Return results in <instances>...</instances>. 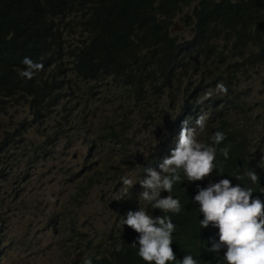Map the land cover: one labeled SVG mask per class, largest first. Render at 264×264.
<instances>
[{
    "label": "clouds",
    "instance_id": "9594fccd",
    "mask_svg": "<svg viewBox=\"0 0 264 264\" xmlns=\"http://www.w3.org/2000/svg\"><path fill=\"white\" fill-rule=\"evenodd\" d=\"M250 18L256 28L264 34V7L250 14ZM62 31L63 23H57L54 30L39 45L42 53L54 59V63L46 72L59 75L61 80H66L62 71L68 70L74 55H80L79 69L88 64L101 62L106 56V50L101 49V46L93 47V57L87 64L83 48L89 44L74 48L58 45L57 41ZM1 40L7 46L0 48V56L24 57L22 63L26 68L23 71L20 69L21 77L31 80L36 73L43 69V64L25 57L23 34L13 29L3 35ZM263 69L258 71L247 69L244 73L246 74L247 71L259 73ZM181 72L177 71L174 75V84L170 89H165L158 81L159 91L148 92L146 89L137 93L125 87L120 80L110 81L96 89L86 88L91 93V99L86 102L81 99L69 105L67 102H63L58 106L68 113L64 114L66 119L58 115L53 116L51 119L56 120L55 126L43 135L61 134L59 125L67 126L69 133H62V135L68 137V144L63 148L68 157L76 148V144L70 146L76 141V137L71 131L83 132L82 135L85 138H90L92 145L87 149V152L77 150L71 162L54 159L55 151L51 148H43L41 161H35L34 165L28 167L29 170H26L25 166V169L18 174L13 189L14 191L20 189V183L27 184L33 177V172L41 166L43 169L51 171L52 166L46 165L50 159L57 161L61 169L74 164L79 166L84 163L85 165L91 163L93 156L101 148L102 159L104 155H108L107 161L112 160L116 164L111 167L113 171H110L103 163H100L98 167L100 175H102L101 179L115 181L112 191L113 199L109 206L116 213L118 234L113 236V229L98 234L97 244L94 245L93 234L87 232L75 216L77 213L76 203H81L79 198L81 193L72 194L69 196L71 197L69 204H66L67 201H65L61 207L64 216L60 217L59 225L64 235L63 251L60 249L54 251L51 264H92V256L109 255L114 249V244L121 240L132 247H139L138 256L146 264H153V262L154 264H198V260L194 256L195 253L192 255L182 254L185 255L183 259L176 260L175 254H179L176 251L173 238L176 231L182 227H191L198 232V235L201 230L204 235L211 230L214 242L209 251L217 254L224 253V259L220 264H264V149H257L254 169H249L243 175L235 177L237 180H242L246 176V182H238L239 184L233 186L229 177L215 175L217 148L205 145L204 141L210 135L212 126L217 123L215 118L226 105L225 96L216 98L215 102L211 104L212 115L207 116L205 114L206 106L203 103L213 96V90L207 91L202 83L194 88L192 81L187 82V65ZM118 84L123 87V93L132 99V103L126 109L121 110L122 112L114 118H109V116L101 118L96 108L87 109V105L97 102H101L102 105L111 104L103 94V90L111 86L116 87ZM23 88L28 89L30 86H23ZM199 89L205 93L197 98L196 94ZM66 91L68 92L70 89ZM214 91L217 95H226L228 89L221 82L216 85ZM142 94H144L143 98H141ZM164 94H167L168 104L176 113L165 114V123L153 124L152 133L157 136V140L151 146L153 152L149 156L144 158V153H131L134 145L141 141L140 137H136V141L128 145V141L134 140L131 130L133 128L138 130L139 122L131 117L127 126L117 129L116 119L119 117L128 119V114H132L134 110L150 112L153 107L152 98L154 99L157 95L162 97ZM187 103L199 105L200 114L190 122L185 120L174 132L170 125H173L174 119L178 116L187 117L184 114ZM70 109L75 111L70 112ZM104 111L108 110L104 109ZM8 115H0V120ZM33 119L27 108V117L16 124L13 129L3 130L0 124V142L6 144V148L0 151V178L7 176L11 179L16 176L17 167L12 169V165L18 153L21 152L22 145H26L21 129L39 126L41 123L51 120H44L36 124L37 122L33 123ZM99 119H101V124L97 130L104 136V148L90 137L91 129L97 125L96 120ZM206 125H210L209 130ZM197 129L201 132L199 142ZM119 134H123V137H119ZM225 139V133L216 131L212 136L213 145H220ZM51 146L54 145H49V147ZM104 149L107 151L105 152ZM114 149L120 151L117 158ZM30 151L34 152V149L30 148ZM221 152L227 159L229 150L224 148L221 149ZM132 156L143 163L140 169L132 168ZM6 184H0V263L10 246L20 242L8 237L10 216L4 210ZM94 184L95 180L92 178L90 185ZM81 190H85V187L82 186ZM118 193H120L119 196H115ZM13 197L16 198V195ZM63 197L64 195L51 194L50 200L46 201L44 205L61 202ZM60 213H62L60 210L54 211V215L45 220L44 224L52 221L56 223L54 218ZM3 217L7 219L5 225L2 223ZM42 225V221L37 224V232L41 231ZM40 236L41 233H39L38 239ZM199 240L200 248L198 250H202L203 238L199 236ZM22 243L29 245L35 243L28 231ZM83 246L86 250L82 249ZM87 251L89 253L86 255ZM116 251H122V246L117 245ZM32 255H34L32 249L28 253L23 252V257ZM32 258L27 264H34Z\"/></svg>",
    "mask_w": 264,
    "mask_h": 264
},
{
    "label": "trees",
    "instance_id": "16d2710c",
    "mask_svg": "<svg viewBox=\"0 0 264 264\" xmlns=\"http://www.w3.org/2000/svg\"><path fill=\"white\" fill-rule=\"evenodd\" d=\"M263 7L264 0H0V48L7 46L1 37L15 29L25 37V57L43 64L29 80L19 75L20 69L26 68L24 57L0 56V115L26 107L36 124L57 115L66 119L68 113L58 106L83 99L87 89L118 80L137 93L159 91L158 81L170 89L176 72L192 66L208 81L205 89L221 82L228 89L217 123L211 129L206 125L210 135L204 144L217 148L214 174L229 177L233 186L246 182V176L242 180L235 177L256 167V151L264 149V128L251 129L254 108L246 105L252 96L241 80L250 81L244 73L247 69L264 68V34L250 18ZM178 21L189 29L188 35L177 32ZM57 23H63L58 45L74 48L89 44L83 48L87 64L93 47L101 46L106 50L104 59L79 69L80 55H74L68 70L62 71L67 81L46 72L54 59L42 53L39 45ZM184 114L186 118L178 116L170 125L174 132L185 120L198 117L199 105L187 103ZM241 117L244 120H239ZM59 129L61 134L69 133L65 125ZM216 131L226 136L220 145H213ZM4 148L6 144L0 142V151ZM224 148L229 150L227 159L221 152ZM35 161L30 148L22 145L12 169L20 164L31 167ZM8 180L7 176L0 178V184ZM2 223L6 224V217ZM199 236L203 238L202 250H198ZM173 239L179 254H175L176 260L194 253L198 264H220L224 259V253L209 251L214 242L211 230L205 235L201 230L198 235L195 229L182 227ZM117 245L122 251H116ZM138 248L118 241L109 255L92 256V264H146L138 256Z\"/></svg>",
    "mask_w": 264,
    "mask_h": 264
},
{
    "label": "rangeland",
    "instance_id": "374dc122",
    "mask_svg": "<svg viewBox=\"0 0 264 264\" xmlns=\"http://www.w3.org/2000/svg\"><path fill=\"white\" fill-rule=\"evenodd\" d=\"M176 30L183 35L189 34V29L181 22H177ZM187 73L188 80L187 78L186 80L187 82L192 81L194 88L201 83L204 85L208 83V81L203 80L200 72L195 71L192 66H187ZM246 76L250 81L241 80V84L243 89L249 90L248 93L252 96V99L246 105V108H254L251 129L262 131L264 128V69L260 70L259 73L247 71ZM122 88L123 87L118 84L116 87L111 86L108 89L103 90V94L111 104L102 105L101 102H97L93 105H87V109L96 108L101 118L102 116L114 118L118 113L122 112L121 110L126 109L128 105L132 103V99L123 93ZM208 90H213L214 94L209 100L205 101L203 105L206 106L205 114L211 116V104L215 102L217 97H224L225 95L215 94V88H208L207 91ZM204 93L205 92H202V90L199 89L196 94L197 98L203 96ZM143 97L144 94L141 95V98ZM90 99L91 93L89 91V93L84 96L83 101L86 102ZM111 99L113 101H110ZM152 101L153 107L150 112L134 110L132 114H128V119L119 117L115 121L117 123V129L127 126L130 122L129 118L131 117L139 122V129L136 130V128H133L131 130V133L134 135V140L128 141V145L134 143L136 137H140L141 141L138 143L136 142L137 144L134 145L131 153H144V158L153 152L151 146L157 140V136L152 133V130L154 129L153 124L165 123V114L168 115L172 112L176 113L171 109L170 104H168L167 94H164L162 97L157 95L154 99L152 98ZM104 109L108 111H104ZM15 115L17 116L15 117ZM25 117H27V108L16 107V109H11L8 116L1 118V129H13L16 124H19V122ZM239 120H244V117L239 118ZM55 124L56 120L51 119L48 122L41 123L39 126L25 127L21 129L24 136V144L28 145L29 148L34 149V152L30 151L31 154L34 156L37 155L36 162L41 161L43 148H51L54 150V159L71 162L77 150L87 152V149L92 145L90 138H85L82 135L83 132L73 130L71 132L75 135L76 141L70 146H75L76 144V148L68 157L66 155V150L63 149L64 146L68 144L67 135H43L45 132H48V130H51ZM96 124L97 125L93 126L91 129L90 137L93 138L98 145L104 148V136L97 130L101 124V119L96 120ZM197 132V139L199 142L201 132L198 129ZM119 137H123V134H119ZM51 144L54 146L49 147ZM100 149L101 148H99L93 156L91 163L85 165L84 163L79 166L74 164L73 166L69 165L68 167L61 169L57 161L50 159L46 162V165L52 166L51 171L43 169L41 166L37 171L33 172V177L27 184L20 183V189L14 191L13 187L16 178L18 174L25 169V165H18L16 168V176L9 179L5 186L6 194L4 210L10 216L8 237L15 241L19 240L20 242L10 246L9 251L2 257V262L0 264H27L31 257H33L32 262L34 264H51L54 258V251L56 249L63 251L62 244L64 235L62 234V229L59 225L60 217L64 216L61 207L64 205L65 201H67L66 204H69V199H71L69 196L72 194L81 193V195H79L81 203H76L77 213L75 216L82 227H85L87 232L93 234V237L95 238L93 242L94 245L97 244L98 234H103L110 229H113V236L118 234L115 220L116 213L109 206V203L113 199L112 191L115 181L113 179H101L102 175H100V169L98 167L100 163H103V165L109 168L110 171H113L111 167L116 164L112 160L107 161L108 155H104V158L102 159V152ZM48 150L51 152L50 149ZM104 151L106 152L107 149H104ZM114 154L116 158L119 157V149H114ZM131 159L133 161V169H140L143 166V163L136 157L132 156ZM29 169L30 168H27L26 170ZM92 178L95 180L94 185H90V180ZM82 186L85 187V190H81ZM51 194H58L59 196L64 195L63 200L61 202L57 201L53 205H44L46 201L50 200ZM119 194L120 193L115 196H119ZM14 195H16V198L13 197ZM56 210L62 211V213L54 218L56 223L52 221L48 222V224H44L45 220H48L49 217L53 216L54 211ZM41 221L43 222L42 229L37 232V224ZM27 231L35 241L33 245L22 243ZM39 233H41L40 239H38ZM30 249L34 251V255L23 257V252L28 253ZM82 249L86 250L84 246ZM88 253L89 251H87L86 255Z\"/></svg>",
    "mask_w": 264,
    "mask_h": 264
},
{
    "label": "bare ground",
    "instance_id": "6f19581e",
    "mask_svg": "<svg viewBox=\"0 0 264 264\" xmlns=\"http://www.w3.org/2000/svg\"><path fill=\"white\" fill-rule=\"evenodd\" d=\"M247 8V7H246ZM189 38V37H188ZM234 45V44H233ZM237 45V44H236ZM196 58V57H195ZM186 66V65H185ZM170 75V74H169ZM166 77V76H165ZM168 80V79H167ZM166 81V80H165ZM79 86V85H78ZM13 108V107H12ZM11 110V109H10ZM9 112H11V111H9ZM17 113V112H16ZM10 114V113H9ZM17 115H15V117H16ZM14 117V116H13ZM12 117V118H13ZM184 117V116H183ZM186 118V117H185ZM193 118V117H192ZM183 119V118H182ZM14 126V125H13ZM31 138V137H30ZM37 171V170H36ZM7 220V219H6Z\"/></svg>",
    "mask_w": 264,
    "mask_h": 264
}]
</instances>
